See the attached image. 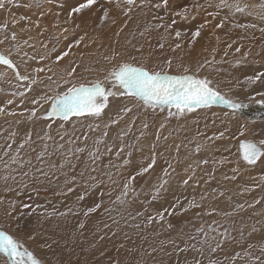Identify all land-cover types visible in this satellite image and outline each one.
Instances as JSON below:
<instances>
[{"label":"rangeland","instance_id":"374dc122","mask_svg":"<svg viewBox=\"0 0 264 264\" xmlns=\"http://www.w3.org/2000/svg\"><path fill=\"white\" fill-rule=\"evenodd\" d=\"M18 1H20V0H15V3L19 5L18 7L12 6V7H15L18 9L17 10L18 13L16 14V18L12 17V19H11V17L7 16V14L5 13L6 10H1L0 15H2V16L0 19V25H4L5 23H7L6 20H8L11 23H7L8 27H7L6 31L1 32L2 35H0V38L4 37V35L7 34L9 39L6 40L2 44V47L0 48V52H4L5 54H7L8 50L12 49L13 54H12L11 58L13 59V61L15 63H17L20 66L22 65L21 64V56L23 55V53L21 52L20 55H16L15 49L13 47V42L11 41V33L12 32H15L17 34V43H19L20 45L23 46V51H27L29 54H34V50L32 48L28 47V45L23 44L24 40H28L29 37H32V39L29 40V44L35 45V51L39 52L40 54H47L54 59L55 56L58 55L60 52L67 50L68 45L71 44L80 35H83L84 34L83 32L87 31L88 36L86 37L83 44H88L89 47H87V48H89V49L83 48L84 45H82V44L79 47H73L71 49L70 56L66 57L63 61H61L60 66L57 68V71L61 75H63V68L68 65L70 60L74 59L77 62H80L81 54H83V64H82L81 69L79 70L78 75L80 78H89V79L93 78L94 76L97 75V73L84 72L83 68L88 67V66H91L92 68H96V69L108 67V65L103 61L102 56L104 54L109 53L112 48L108 49L106 42H110V45L113 44V46H116L119 43L117 48H115L116 50L119 48V50H117V51H120L124 48H128L129 50H131V45L127 44V41L129 39L132 40L133 44H136L138 42L144 43L145 40L151 41L150 46L147 43L145 44V51H144L145 56H147L148 51L151 50L153 52L152 59L149 61V66H153V65L155 66L157 64L155 62L158 61V59L161 60V62H162V61L166 60L167 57H171L172 61H173L172 70L176 71L178 68L177 66H179L181 64V60H180L179 56L182 57L183 55H185L186 52L188 53L191 50V48L194 46L196 47V45L199 42V39L197 38L196 42L192 43L191 47H189V44L191 42V32L195 31L196 27H198L201 23L204 22L205 19H207L210 21V23L207 25V29L209 30V32L212 35L214 34L213 39H212L213 43L208 41V45L206 46V48H204V49L201 48L202 50L198 49L197 50L198 53L194 56V58L192 59V61L190 63L195 67L197 62L202 63L205 59H211L212 58V54H211L212 48H216V50L219 49L220 46L227 48V45L229 43H232L233 40H235L237 43L233 44V47L231 49L234 50L235 47H237L238 45L242 46L241 49H243V50H241V53L244 51H248L250 49V54H249L247 60L242 61V63L239 66H236L234 64L233 58L225 57L226 58V59L224 58L225 61H233V63H228V62L218 63V64H216V67L222 69V71H220L219 73L211 72L210 74L215 79V81L217 83H219L220 90L224 93H227L229 96H231V94H233V93L236 94V95L231 96V97L234 99H237L238 102H242V103L246 104V103H251L254 101L257 102L262 98L261 96L257 95V93L259 92V90H257V88L251 89L252 90V98H248L245 95H241V94L245 93V92H243V89L245 87L242 85H239V84H246V83L245 82L242 83L239 80H245L246 76L253 75L257 70H259V71L263 70L264 71V33H261L258 30L260 27H264V21L260 20L259 15H258L259 13L264 11V9H261L259 7L260 4L264 3V0H241V3L242 4H248L249 8L246 10V12L244 14H237L235 16V22L244 23V24L254 23L258 26L256 29H248L247 31H244L243 29H240V28H233L231 22L226 24L224 28L214 29V25L216 23H218L219 20L223 16L228 15V10L227 9L221 10L220 14L216 17V19H213L212 17L207 16L206 12L215 11L214 8H207V10H205L204 7H201L199 9H197V7H196L197 4L207 5L209 2L216 3V2H218V0H169V10L168 11H165L164 9H159V10L151 9L150 10L147 6L143 9L136 8L130 14L131 19L123 16L121 10L114 6L116 0H113V5L104 4V0H100V3L104 4L105 8H111L110 18L103 25L100 24V17L103 15V9L99 8V6L94 8L92 11H85L84 14L79 15V16H74L73 18L70 19L68 16V12H69L71 7L75 6L77 0H54V2L51 4L46 3L45 0H38V3L40 5L39 7L37 6V0H22L20 2H18ZM153 2H156V0H153ZM138 3H139V0H138ZM59 4H63V7L62 8L58 7ZM19 7H21V8H19ZM184 8L189 9V18L188 19H182L181 17H174L175 12L182 11ZM248 11H251L253 13V15H247ZM158 16H163L164 20H159V19L154 18V17H158ZM21 17H26V19L22 20V19H20ZM192 17H195V19H193ZM113 18L116 19V21H117V23L115 25H113L111 23V20ZM172 18H175L177 20V23H176V25L173 26L171 34L165 33L163 28L157 30L154 27V25H157L160 23L169 24V23H171ZM12 20H15L16 23L13 24ZM38 21H41V24H38L37 23ZM125 21H127V27H125L123 30L124 35H122L120 33V35H119L120 37L117 38L116 32L119 31V29L122 25H124ZM43 22H44V24H49V25H45L44 27H42ZM76 23H79L80 25H82L80 27V29L75 28ZM65 27H67L69 29V31L67 33L63 32V29ZM145 27H152V31L151 32H145V36L140 37L139 32L143 31L145 29ZM104 29H107V30H104ZM175 30H180L182 32L181 38H179V39L175 38V36H174ZM110 31H111V33H110ZM103 33H104V36H103ZM132 33H136L135 38H133ZM65 36H67V39H65ZM161 37H163L162 42L165 44V47L162 50L157 47L158 43L161 42ZM217 37L220 38L219 41H217V39H216ZM241 37H243V38H241ZM94 39L96 40V43H92V40H94ZM36 40L38 43H36ZM41 42H43V45H47V47L45 48L42 46L43 49L40 48ZM176 43H181L182 48L177 49L175 52H172V47H174V45ZM215 45H217V47H215ZM53 48L56 49L55 52L52 51ZM75 49L78 52H74ZM224 51L225 50H223V53H224ZM214 55H215V59L217 61H221V58L223 56L218 55V53H215ZM239 55H241V54L236 53V55H230V57H235V59H241V56H239ZM24 59H27V58L25 57ZM97 61H99V63H97ZM42 63L48 64V63H50V61H44ZM183 63H186V62L183 61ZM29 64H30L29 70H31L32 68H35L31 64H34L36 67L42 66V64H37L34 61H29L28 65ZM244 65H246V66L243 67L241 70H238L237 74L233 73V70L231 69V67L236 66L239 68V67L244 66ZM252 65L255 68H253ZM0 67L7 69L5 66H2V65H0ZM21 72H23V68H21ZM228 72L230 73V75L225 80V77L227 76ZM10 73L13 75L12 79H15L14 73L11 70H10ZM231 74L235 77L237 76L236 79L233 78ZM41 76H43V74ZM9 81H10V78H5L4 76L0 77V107H5L6 111H16L17 113L23 112L24 115L23 116H21V115H16V116L4 115V116H1V118H0V145L5 143L4 137H6L8 135V132L15 130L17 132V135L15 137L16 143L13 144V152L11 153V154H15V149L18 147L19 143L21 142V141H19L20 136L22 134H24L26 131L27 132L31 131L35 135L36 132H40L41 128H43L45 123H46L45 121H37L35 123H30L27 121L26 118L22 119V117H25L28 115V113L25 111V109H31L32 107H34V105L31 103V100L33 98H36L39 95L43 94L44 85L43 84L35 85L33 91L26 93V97H19V96L14 97L11 95V93L17 92V91H22V90H24V88H16L15 85H10ZM15 83H17V81ZM228 83L236 85V87L234 89L233 88L231 89L228 86ZM109 87H111V86L109 85ZM225 90H228L229 92H226ZM3 93H4L5 97H1V95ZM247 93H249V92H247ZM249 95H251V94L249 93ZM22 99L24 100L23 104H21ZM8 100H13V103L7 104ZM126 103H128V101L125 100L124 98L114 99L112 97H109V107L107 109H105V111H109V109H110V111H112V112L111 113H105V115H104L105 120L101 119L100 123L98 121V123L101 125L100 129H103L104 121L107 122L109 119L115 118L113 115H115L117 108L120 107L122 104H126ZM129 106H132V105L130 104ZM46 107H48V105H45V108ZM218 108H221L223 110H228V112H229L228 114L231 116L232 120L227 119L225 117L223 118L222 115H219V116H217L218 121L216 120L218 122V125H216V127H215V125H212V124H214V119L212 117V114L215 112L216 109H217L216 110L217 112L222 111L221 109L218 110ZM167 111L168 110L165 109L163 112H161L159 108H157L155 111H153L151 109H145L142 104H137V105H135V107H133V111L131 113L125 115L124 118L122 120H120L119 124L111 125L108 128V130H107L108 136L103 139V142H102L103 144L107 143L106 140L108 137H109L108 139H110V144L112 146L120 144V141L117 139V137L123 132V144H126V147H124V152L120 153V155L118 156L117 155L118 151H114L113 156L108 157V161H113L114 163H116L115 159L123 156V158H121V160H119V162L122 165V168L125 167L123 171H125L126 169H128V171H129V173L122 175L123 176V180H122L123 183L127 181V177L130 174L134 175L137 172V170L128 166V164L125 165L124 160L127 159L130 161L131 157L133 156V153H134V157H133L134 163L139 162L140 159L145 160V157L142 155V150L139 147V141L141 139L144 143V145L141 144V146L143 147V146L147 145L144 147V153H146L148 155V157L151 155V151H152L151 145L153 143H156V149H155L157 152L156 165L154 166V168L152 169L151 172L155 171V176L157 175L160 178V175H163V170L165 169V167L167 168L166 161L171 162L173 164V167L175 168V172H171V170H169L171 172L170 179L172 178V181L175 183H172L171 180H170V182L176 188V189L172 190V193L178 194L180 192V190H182V189H180V187H181L180 184L182 183L184 188H186L188 190V197H189L188 201L193 200L194 196L201 193V192L202 193H204V192L210 193L211 191L208 192V189L209 190H211L213 188L218 189V185H220V184H218V180H225L224 176L225 175L228 176V173L225 172L223 169H221V167L223 166V163H220V166H218L216 164V162H214L213 159L215 157L210 154V151L216 152V150H220L221 155H222L221 157L227 158V160H229V161H226V163L224 165L227 166L231 175H234V173L232 172L233 168L239 167L240 170H247V169H245V167H247V165L243 164L242 160L238 156L237 142L239 139H242V138L251 139L250 136H246V135L240 136L239 133H240L242 126L244 128H247L248 125H252V124L256 123L257 121H255V122L248 121L249 119L246 117L243 118V115L240 114L238 111H236L234 113L233 110L226 109L222 105H214L211 109H197V110L193 111L192 113H189L188 115H186L185 117H183L179 120H177L175 117L166 120L165 116L167 115ZM172 111H175V109L173 108ZM42 112H43V109H40V111L38 112V115H40ZM204 113L207 114V117L204 115ZM241 113H243V112H241ZM235 116L241 117L240 118L241 120L234 121L233 117H235ZM81 119L82 120L77 121V120H74V118H73V121L68 123V124H70V127H71L70 133L76 137L79 136L80 139L84 137V134H87V136L94 135L95 134L94 132L91 133V131H88V130L82 134L83 131L81 130V128L85 129L90 124V121L94 122V120L84 119V118H81ZM23 120H24V123L21 124V122H23ZM133 120L135 121L134 124H132L131 127H129L130 123ZM250 120H253V119H250ZM17 121H20V123H17ZM9 122H10V124H9ZM143 122H146L149 125V127L146 130L143 129V127H142ZM26 123L32 124L33 129L31 128V125H26ZM57 123H59V122H57ZM161 123H163L165 125L162 129L160 128ZM73 124H75V129H76L74 134L72 131ZM93 124L94 123H92V125ZM205 125H207V127H205ZM67 126L69 127V125H67ZM225 130H227V131H225ZM57 131H58L57 126H56V124H54L53 129L51 130V135L54 137L53 134H56ZM141 131H143L145 133L143 136L140 135ZM158 131H159L161 139L157 142L155 140V136H156ZM198 131L204 133L207 136H211L213 133L218 134L221 131H225V135L227 134L228 138L227 139L222 138V139L216 140L214 145H212V147L210 149L201 150L200 153H195V146H196L195 141L203 140L202 136H197ZM262 131L263 132L259 131L257 133L258 134V137L256 138L257 140L264 138V130H262ZM165 136L168 137L167 140L163 139ZM175 136H176V138H175ZM35 139L37 140L36 135H35ZM256 139H254V140H256ZM32 141H33V139H32ZM190 141H192V143H190ZM59 142L64 144V150H66L67 143H68L66 138L64 141L59 140ZM87 142H89V141H87ZM170 142L172 144L171 146H174L175 144H181V148H180L178 153L176 152L174 147H173L174 150L168 149V150L164 151L166 148L171 147V146L167 147V144ZM7 143H12V141H7ZM40 143H41V141L37 140L36 141V147H40L39 149H42V147L40 146ZM91 143H93V142L91 141ZM4 145H5L4 148L0 149V157H3V160H0V176L8 175L9 173H11V175L16 176V178L18 180L16 179L15 181H13L12 179H9V181L14 182V186L17 184H18V186H15L16 188L13 189L14 186H11V183L9 181H7L6 186L4 185L5 183L1 182L0 183V197L4 194H6L5 196L10 197V196L16 195L20 192L24 193L25 195L26 194L28 195L25 198H24L25 195L23 197H20V198H22V201L19 203L15 200V198H11V199H14L16 204H17V211L13 213V216L15 217L14 221L17 224H20L26 220L25 219L26 216L30 217V214H31V216L34 217L36 211H35V206H33L31 209H29L31 213L28 212V209H23L24 214L21 215L20 214L21 210L19 209V205L21 203L29 204L30 199L33 202L36 201L35 199H33V198H35V196L33 194H34L36 185H38L39 183H44L46 186L50 187L52 185V183L50 181L46 180L48 178V176H44L39 171H37L38 168L41 169V165L39 164V162L43 163V160L41 161V160L37 159L39 152H36L34 150L32 151L33 142L25 145V147L23 149H21L20 153H19V156L22 160H26V162L31 161V163L30 164H23V166L18 165V164H13L10 166V169L4 168L3 161L8 160V157L3 156V151L6 148V144H4ZM184 145H187V147H184ZM48 147H49V149H51V147H52L51 141H49ZM189 149H190V151H188ZM187 151L189 152V156H187L188 155ZM226 151H229V153L226 154ZM55 152H58V150H55ZM170 152H173V154L167 155ZM190 152H192V153H190ZM128 153H131V155L129 156ZM160 153H162V155ZM63 155H64V153H63ZM185 155L187 156V158ZM47 156H51L53 159V162H54V156L55 155L52 151H50V150L47 151L44 158ZM98 156H100V155L98 154ZM189 157H191V158H189ZM203 159H207L209 161V163L206 166L201 164L199 167H195L194 162L200 161ZM58 160H60V159H58ZM97 160H99V157ZM97 160H96V162H97ZM222 161H225V160L223 159ZM88 162H89V160H88ZM183 162H186V163L182 164ZM108 164H110V163L108 162ZM188 164H193V167L195 168V174L194 175L192 174L191 171H186ZM258 164L259 163L257 162L256 165L251 166V174L254 177L260 179L261 177H264V164H261V165H258ZM240 165H242V167ZM42 166H45V163H43ZM56 168L59 170L57 165H56ZM77 169H78V166H77ZM86 169H89V170L95 169V171H92L91 173L86 174L85 173ZM62 170H64V169H62ZM73 170L75 171V168ZM45 171H46V169H45ZM24 172H28L29 175L24 176L23 175ZM82 172H83V174H82ZM74 173H75L73 175V177L75 178L74 180L79 181L78 178L79 177L84 178V176L88 177V178L95 177V180H96L95 184H93L94 180L91 179L93 181L92 182L93 185H89L88 183H90V182L85 180V184L82 183L85 186H80V185L76 186L77 183L73 182L74 181L73 178H72V180H70L68 178V175H67L65 178H63L64 180L68 181V183H65L66 184V186L64 185L65 187H62L61 185H56V184L54 185V187L60 188V193H61V195H64V198L67 197L66 195H73L74 194V193H72V191L71 192L68 191V188L69 187L72 188V186H73V191L75 192L74 197H76L78 201H81V203H83V199H80V197L82 196L80 192L83 191L86 195V196L85 195L84 196L87 199V201H84L85 204H94V205L95 204H101L100 210L102 213V211L107 208V204L104 203L102 199H99V197L103 196V194L106 191L109 192L108 196H110L111 193H113V192H119V190H113L112 192H110L112 190L115 177H112L111 180L108 178L106 183H105L104 182L105 178L102 176L101 171H100L98 166L95 168L80 167V169L76 170ZM209 174H211L213 176V179H211L206 184L205 181L208 180ZM189 175H192V179L189 180L187 185H185L183 183V180L187 179ZM235 175H239V174L236 173ZM246 176L247 175H245V174L243 175V177H245V178H246ZM58 177H59V175H55V176L52 175L51 178L57 179ZM139 177H141V176H139ZM139 177L137 176L136 179ZM243 177H241V178H243ZM245 178H243L245 180V182L242 181L241 183L244 187H248L249 184ZM0 180H2V179H0ZM21 180L23 181V184L20 183ZM29 181H34L36 184L31 183V182L29 183ZM52 182L54 183V180ZM194 182H195V184H194ZM258 182L260 183L261 187L259 188L257 193H255L256 192L255 191L254 193H252V195H254V200H257L256 196L259 200H261V203L257 204V206L260 208V205L264 206V196H263L264 195L263 194L264 186L262 185V183H264V181H262V182L258 181ZM67 184H71V185H67ZM19 185H20V187H19ZM31 185L34 187H32ZM40 186H41V188H43V185H40ZM79 187H80V191H77V189ZM82 188L84 190H82ZM7 189H10V190H7ZM11 189H12V191H11ZM261 189H263V190H261ZM3 190L5 191V193L2 192ZM199 190H200V192H199ZM61 191H63V192H61ZM91 194H93L95 196L90 197ZM84 196H83V198H84ZM2 197H4V196H2ZM225 197H226L225 199L227 201L228 196L226 195V193H225ZM94 198H96V199L91 200ZM113 201H115V196H114ZM196 201L200 202L199 200H196ZM111 202H112V200H110V203ZM30 203H32V202H30ZM201 203H202L201 208H191L193 215L188 218V220H187L188 223H191L195 220L200 219L199 217H201V219L204 220L205 219L204 215L206 214L208 209L212 208V205H211V202L209 201V199H206ZM227 203L229 204L228 201H227ZM231 203H232V201H231ZM5 204H6L7 208H5ZM5 204H4L5 211L9 210L8 204H10V202L7 201V203H6V201H5ZM111 206H112V208L122 209L118 204H114L113 202H112ZM199 210H201V211L199 212ZM198 213H199V215H198ZM203 213H204V215H203ZM250 213H251V211L248 210L247 216L250 215ZM41 214L42 213H40L39 215H41ZM110 214H113V211ZM107 215L109 216V212L107 213ZM20 216H23V217H21V219H17L18 217L20 218ZM81 216H82V214L79 213V217H81ZM241 217L238 216L236 219L242 220ZM80 220H83V219H80ZM80 220H78L79 223H80ZM98 222L99 221H96V219L95 220L93 219V222L91 220V223L89 225H90V227H93V225L97 227ZM0 223H3V222L0 221ZM135 223H138V222L137 221H135L134 223L130 222V224H132V225ZM175 223H176V220H173V224H175ZM253 223L256 224L257 222H255L253 220ZM141 224H142V227L139 229H140V231L143 230V231H141V234H140V236H141L140 238H142V239L140 241H132L133 245L131 246L130 249H127L129 252H132V249L136 250L137 247H144V245H145V247H148L146 243H148L151 240L150 239L151 236L154 237L155 235L158 234L155 231H153V232L147 231L146 230L147 225H146V223H144V221H142ZM218 225H221V224L219 223ZM99 226H101V225L99 224ZM205 226H206L205 228L208 227V225H205ZM216 226L213 225V227H216ZM15 227H17V226H15ZM18 227H20V226H18ZM115 227H117V225ZM172 227H174V225ZM253 227H255V225H253ZM197 229H198V227H189V228H187V230L185 232H183V234L185 235V237L187 235H192V233L196 232ZM221 229H223V228H220V230ZM142 232H144V233H142ZM166 233L169 235L170 234L173 235V236H169V237L167 236L168 240L169 239H176L174 234L171 233V230H168ZM130 237H133V235H131ZM250 237L254 240L255 244L261 243L260 237H253V236H250ZM104 238H106V244L108 245V247L113 249L114 252H116L118 246L123 244L122 242L119 241V244L117 245L116 243H111L110 239L108 237H103V240H104ZM199 238L203 239V236H200ZM141 241H143V242H142V244H140L141 246H139L138 244ZM221 241H222V239H221ZM81 243H83V242H81ZM209 243H211V244L214 243L213 245H215L216 241L210 240ZM242 244L245 245L246 243L242 241L236 247V245H234L233 243L227 244V243L223 242L215 253H210L207 248L205 249V255L203 257H200L196 253L198 255L197 259H201L203 261V264H208L209 259L224 261L225 257H231L232 255H234L236 253L237 249L244 250V248H243L244 245H242ZM168 246L169 247H167L164 250V252H162L163 253L162 256L165 255V252H171L172 251V246L169 244H168ZM181 246H183V245H181ZM105 248H107V247L104 244L101 245L98 248L96 254L98 256H101V253H103V250ZM149 248H152V247H149ZM245 249H247V248H245ZM189 253L192 254L194 252L189 251L188 253H180L178 256L176 254H173L171 256V259H170L171 264H176L177 260L180 261V264H183L184 260L187 259V255ZM141 255H142V253L139 250H136L135 256H133L131 258L128 256H125V255L124 256L128 257V262H131V261H133L132 259H134V258L136 259L139 256L141 257ZM221 255L224 256V258L217 259ZM156 256H155V258H159L158 256L157 257ZM5 259L6 258H4L2 255H0V264H5ZM78 264H81V262H79ZM123 264H133V263H127V261H126ZM238 264H244V261H238Z\"/></svg>","mask_w":264,"mask_h":264},{"label":"snow or ice","instance_id":"6c2138e0","mask_svg":"<svg viewBox=\"0 0 264 264\" xmlns=\"http://www.w3.org/2000/svg\"><path fill=\"white\" fill-rule=\"evenodd\" d=\"M45 2L51 4L54 2V0H45ZM104 4L113 5V0H104ZM104 4H101L100 0H77L75 6L70 8L68 16L71 19L74 16L82 15L85 11H92L94 8L99 6V8L103 9V15L100 17V24L103 25L107 20H109L111 13V8H105ZM9 5L17 7L19 6L15 3V0H0V10H7ZM37 6H40L38 0ZM114 6L121 10L123 16L131 19L130 14L136 8L143 9L147 6L150 10L164 9L165 11H168L169 0H156V2H153V0H139V3L138 0H116ZM58 7L62 8L63 4H59ZM196 7L197 9L204 7L205 10H207V8H214L215 11L206 12L207 16H210L213 19H216L221 10H228V15L223 16L219 22L214 25V29L224 28L229 22H231L233 28H240L244 31H247L248 29H256L258 27L254 23L244 24L235 22V16L237 14H244L249 8V5L242 4L241 0H218L216 3L209 2L207 5L197 4ZM259 7L264 9V3L260 4ZM247 15H253V13L248 11ZM258 15L259 19L264 21V11ZM174 17L188 19L189 9L184 8L182 11L175 12ZM154 18L164 20L163 16ZM192 18L195 19V17ZM20 19L23 20L26 19V17H21ZM15 22L16 21L13 20V24H15ZM111 23L115 25L117 23L116 19L113 18ZM176 23L177 20L172 18L171 23H160L154 25V27L157 30L163 28L165 33L171 34L173 26L176 25ZM209 23L210 21L205 19L203 23L196 27L195 31L191 32V42L189 47H191L192 43L196 42L197 38L201 37L202 31ZM7 27V23L0 25V32H5ZM80 27L81 25L79 23L75 24L76 29H79ZM125 27H127V21H125L124 25H122L119 31L116 32L117 37H119L120 33L123 32ZM258 30L261 33H264V27H260ZM68 31L69 29L67 27L63 29L64 33H67ZM151 31L152 27H145L143 31L139 32V36L144 37L145 32ZM87 36L88 33L85 31L83 35H80L68 45L67 50L60 52L53 59L47 54H40L39 52L35 51V45L29 44V40H31L32 37H29L28 40H24L23 44L32 48L34 50V54L30 55L27 51H23V46L17 43V34L12 32L11 41L13 42L16 55H20L21 52L23 53L21 56V64L24 66L23 72H21L20 65L15 63L11 58L13 54L12 49H9L7 54L0 52V65L11 70L14 73L16 81L26 82L25 84L17 83L16 87L24 88V90L11 93L12 96L26 97V93L33 91L35 85H44L43 94L31 100V103L34 105V107L31 109H25V111L28 113L26 117L28 122H46L44 127L41 128L40 132L35 133L37 140L42 142V149L37 156L38 160L42 161L47 152V141L52 140L55 142V138L51 135V129L54 124H56L58 129L56 135L59 136L60 141H64L65 137L69 135L67 129L65 128L66 124L72 122L73 118H75L77 121H79L81 118L92 120H98L102 118L105 115V109L109 107V97L114 99L124 98L128 101V103L122 104L120 107H118L115 113V118L109 119L104 123L101 136L94 141L96 145L101 144L103 139L108 136V128L111 125L119 124L120 120H122L125 115L131 113L133 111V107H135L137 104H142L145 109H151L153 111H155L157 108H159L161 112L167 109V115L165 116L166 120L173 117L179 120L197 109H211L214 105H222L226 109L233 110L234 113L247 107L246 104L238 102L237 99H234L227 93L222 92L220 90L219 83H217L211 76V72L219 73L222 71V69L216 67V64L221 62L233 63V61L224 60V58L228 57L229 55L227 50L224 51L221 61H217L214 55L217 51L216 48L211 49V59H205L202 63L197 62L195 67L191 63H183L184 58L180 57L182 62L178 66L177 70L173 71V61L171 57H168L162 62H157L155 66H149V61L152 59L153 52L150 50L148 51L147 56H145L144 51L146 43L149 46L151 45L150 40H145L144 43L138 42L133 44L132 40L129 39L127 44L131 45V50L124 48L120 51H117L115 48H112L109 53L102 56L103 61L108 65V67L96 69L88 66L83 68L84 72L97 73V75L93 78H80L78 75L83 64V54H81L80 62H77L74 59L70 60L68 65L63 68V75H61L57 71V68L60 66V62L66 57L70 56V52L73 47H79L81 44H83ZM132 36L135 38L136 33H132ZM174 36L176 39H179L182 36V32L180 30H175ZM8 39V35L5 34L3 39H0V44H3ZM65 39H67V36H65ZM216 39L219 41L220 38L217 37ZM162 41L163 37H161V42H159L157 45V47L161 50L165 47V44ZM92 43H96V40H92ZM236 43L237 42L233 40L232 43L227 45V48L231 49L233 44ZM43 47L46 48L47 45H43ZM84 47L87 48L89 45L84 44ZM241 47L242 46H237L234 49L235 53L241 54V59H234V64L236 66H239L242 61H246L250 54V49L241 53ZM181 48L182 44L176 43L174 47H172V51L175 52L177 49ZM52 51L55 52L56 49L53 48ZM25 57L27 59H24ZM29 61L42 64V66L29 70ZM44 61H50V63L43 64L42 62ZM97 63H99V61H97ZM41 74H43V76H41ZM4 75H6V73H0V77ZM257 82H260V84L264 85V71L257 70L253 75L245 77L246 84L254 85ZM109 85L111 87H109ZM257 95L262 97L257 102L264 104V92H258ZM12 103L13 100L7 101V104ZM23 103L24 100L22 99L21 104ZM130 104L132 106H129ZM45 105H48V107L45 108ZM173 108L175 111H172ZM40 109H43V112L38 115ZM4 115L23 116L24 113L6 111L5 107H0V116ZM225 115H227V113H225ZM134 122L135 121L133 120L129 127H131ZM17 123H20V121H17ZM164 126L165 125L163 123L160 124L161 129ZM142 127L146 130L149 125L146 122H143ZM205 127H207V125H205ZM88 128L89 131L100 130L101 125L99 123L95 124L94 126L89 124ZM75 130V124H73V134L75 133ZM225 131H221L218 134L213 133L211 136H207L204 133L198 131L197 136H202L203 140L195 141V153H200L201 150L210 149L216 140L225 138ZM246 131L247 129L242 126L239 133L240 136H244ZM144 134L145 133L141 131L140 135L143 136ZM16 135L17 132L12 130L8 132L6 137H4L6 148L3 151V156L8 157V160L3 161L5 169H10V166L13 164L23 166L25 161H23L19 156L20 150L23 149L25 145L33 142V133L31 131L26 132L24 139L15 149V154H11L13 152V144L16 143ZM83 138L84 141H87V134H84ZM117 139L120 141V144L117 145L119 149L117 155L119 156L120 153L124 152L123 132L117 137ZM160 139L161 137L158 131L155 136V140L158 142ZM163 139L167 140L168 137L165 136ZM78 140H80L79 136L75 137V140L69 139L67 142L68 144H74ZM7 141H12V143H7ZM190 143H192V141H190ZM3 147L4 146L0 145V148ZM57 147L64 148V144H58ZM173 147L178 153L181 148V144H175ZM184 147H187V145H184ZM151 149V155L145 158V163L139 167V170L134 175L130 174L127 177V181L122 185L120 194L116 197L115 201H113L114 204H118L123 208V212L119 211L118 209H105V211L109 213L114 210L117 212L119 219L110 217V219H112V223L117 226H119L121 220H123L125 226H132L137 229L142 227L141 223L129 225L130 220L136 221L137 218L141 217L143 214L136 212L135 215H133L128 207V197L129 193L134 191V189L131 187V183L135 181L136 177L143 176L156 165V143L151 145ZM108 150L110 151L111 149L109 148ZM237 150L240 153V159L245 165L254 166L257 164V162L264 164V138L258 140L247 138L242 139L238 144ZM84 151H86V147L78 146L75 149L76 153H81ZM98 152V147L95 151H88V156L91 158L93 163H95V161L98 159ZM71 154L72 150L68 149L67 153L64 155L65 162H70L69 157ZM160 154L162 155V153ZM128 155L130 156L131 153H128ZM0 160H3V157H0ZM224 162L225 161H220V163ZM26 163L30 164L31 161H27ZM129 163V160H124L125 165ZM166 163L167 168L163 170V177L159 180L155 188L157 194L161 189L164 188L165 185L168 184V177L171 175V172H175L173 164L168 161H166ZM194 163L195 167H199L201 164L207 165L209 161L207 159H203L200 161H195ZM169 170H171V172ZM37 171L41 172V174L44 176L48 175V173L44 172L43 169L38 168ZM92 171H95V169H92ZM186 171H191L194 175L195 168L193 167V164H188ZM239 171V167L233 168L232 172L234 175L231 177L225 175L224 179L236 180L237 176L235 174ZM23 175L27 176L29 173L24 172ZM0 179H2L5 184H7L9 179L15 181L17 178L16 176H13L11 173H9L8 175L0 176ZM74 179L75 178L73 177V180ZM90 179L95 180V177H90ZM109 179L111 180L112 177L109 176ZM191 179L192 175H189L187 179L183 180V183L187 185ZM211 179H213V176L209 174L208 180H206L205 183L207 184ZM261 179L264 180V177H261ZM20 183L23 184V181L21 180ZM66 183H68V181H66ZM257 187H259V185H257ZM72 190L73 189L71 187L68 188L69 192ZM243 191L248 192L250 189L245 187ZM224 196V191H218L216 188H213L211 189L210 193L206 192L201 194L200 202H197L195 198L189 201L188 208H201V202L204 200H217L218 197ZM80 199H83V196H81ZM227 201L229 204H231L232 197L228 196ZM260 203L261 200L257 199L251 203H248L247 207L252 208ZM37 207L40 206L37 205ZM100 207L101 204H95L93 207L87 209L85 215L95 212ZM181 207L183 211H188V208H183V206ZM31 208L32 206L30 204L21 203L19 205V209L21 210L20 214H24L23 209ZM243 209H245V204L236 203L231 211L220 212L218 208L213 207L210 208L206 214L211 216L213 213H216L217 215H222L223 217L227 218L237 210ZM16 211V202H10L9 210L4 212V217L6 219H4L3 223H0V255L6 258L5 264H51L50 261L38 258L33 251L29 250V248L26 247L20 239L11 233V223L15 219L13 213ZM124 213H127V215L125 216ZM165 213L168 215L174 214V212H170L168 209H163L162 211L157 212L155 216L148 215L144 223L151 225L152 223L156 222V217H159V220L163 221L165 218ZM60 215H65V213H61ZM213 225L217 226L213 227ZM80 227L82 228L83 224H81ZM104 227L110 228L111 226L105 224ZM169 227H171V225H169ZM227 235V229L220 231L218 222L213 220L211 224L208 225L207 230L205 227L198 228L196 230V235H187L185 237L184 234H181L177 237V239H169L166 242L160 241L161 247L159 249L152 247L151 251L143 252L141 258L139 260H135L134 264H149L148 260L143 259L144 255H147L151 258V264H165L163 260L158 261L155 258V253L158 251L164 252L165 244L172 246L171 252H165V255L169 257H171L173 254L178 256L180 253H188L189 251L195 252L200 257H203L205 255L206 248L210 253H215L220 247L218 237L224 238L227 237ZM200 236H203V239H200ZM100 238L103 239V237ZM29 239H35V237L30 236ZM210 240L216 241L214 246L213 244L209 243ZM48 247H51V245H48ZM245 258L247 259L245 260ZM225 260L227 261V264H238V261H244V264H264V244H248L247 249H244L242 252H236L231 257H225ZM57 264H61V262L58 261ZM111 264H122V261L115 260L111 262ZM176 264H180V261L177 260ZM183 264H203V261L194 257L191 261L185 259ZM208 264H224V261L209 259Z\"/></svg>","mask_w":264,"mask_h":264},{"label":"crops","instance_id":"0c3cea01","mask_svg":"<svg viewBox=\"0 0 264 264\" xmlns=\"http://www.w3.org/2000/svg\"><path fill=\"white\" fill-rule=\"evenodd\" d=\"M45 25H49V24H44V22H43L42 27H44ZM36 43H38L37 40H36ZM42 46H43V42H41L40 48H42ZM31 65L36 67L34 64H31ZM29 66H30V64L28 65V67ZM15 82H16L15 79L10 78L9 84L15 85V87H16L17 83H21V84L26 83V82H18V81H17V83H15ZM1 97H5V95L2 94ZM111 112L112 111H110V109H109V111H105V113H111ZM113 116L115 117V115H113ZM26 117L27 116H25L24 118H26ZM101 119L105 120V117L103 116L99 120H94V122L90 121V124L92 125V123H94L93 124V126H94L95 124L98 123V121L100 123ZM22 123H24V120H23V122H21V124ZM26 125H31V128H32V124L26 123ZM67 125H69V127ZM65 128H67V131L69 134L68 136L65 137L66 140L67 141L69 139L74 140L76 136H74L70 133V129H71L70 124H66ZM52 129H53V127H52ZM81 130L83 131L82 132V134H83L87 130L89 131V128L87 126L85 129L81 128ZM102 130L103 129L91 131V133L94 132L95 134L92 136L91 135L88 136L87 141H89V142L84 141V138H81L80 140L76 141L74 144H68L67 143L66 150H64V148L62 150V148L57 147L58 144H62L59 141L54 142V141L50 140L52 142V147H51V149H49V147H48L47 151L50 150L54 153V155H55L54 156V162H53V159L51 156H47V157L43 158V163H45V166H42L43 163L39 162V164L41 165V169H43L44 172L48 173V175H47L48 178L46 180L50 181L52 183V185L50 187L46 186L44 183H39L38 185H36V189H35L34 194H33L35 196V198H33V199H35L37 201V202L34 201V203H35L34 206H35V211H36L34 217L31 216V214H30V217L26 216V218H25V219H27V222L24 221L23 224L22 223L16 224L17 227L18 226L23 227V228H21L22 232H25L26 235L24 238H22V237L18 236L15 231H14V233H15V236L18 239H20L25 244V246L29 248V250L33 251L37 255L38 258H40L42 260L50 261L51 264H57L58 261L61 262V264H78L79 262H81V264H94V263L95 264H109V263L111 264V262L117 260L116 256H115L116 254L114 253L113 249L108 247V245L106 244V238H104V240L103 239L100 240L97 245H92V246L81 243L80 241H76V242L74 241L75 240V231H76V229H79V226L81 224L79 223L78 219H76V217H75V219H73V218H70L68 216V215H70V214H68V211L72 210L70 207H67L66 209H64V211L62 210V208L66 207V206H70V205H74V207L76 206V203L78 200L76 197H74L75 192L72 190V193H74V194L73 195H66L67 196L66 198H64V195H61L60 192L53 193L55 184L61 185L62 187H65L66 181L63 178H65L68 175V178L70 180H72L73 175L75 174L74 172L76 170H79L80 167L95 168L98 166L100 171H101L102 176L105 178V181H104L105 183H106L107 179L109 178V176L115 177L113 187H112V190L110 192H112L113 190H119V192H113V193H111L110 196H108L109 192L106 191L103 194L104 197L103 196L99 197V199H102L103 202L107 204L106 209L112 208L111 204L114 200V196L115 195L118 196L122 190V185H123V181H122L123 176L122 175L129 173V171H128V169L123 171L125 167L122 168V165L119 162V160H121V158H123V156L115 159L116 163H114L113 161H108V157L109 156L112 157L114 151H119L117 145L112 146L110 144V139H108L109 137L107 138V140H106L107 143H105V144L101 143L99 145H96L94 143V141L101 136ZM25 133L20 136L19 141L23 140V138L25 137ZM176 136H175V138H176ZM32 139H33L32 148L35 149L34 151L40 152L41 151V149H39L40 147H36V141L37 140L35 139L34 134L32 135ZM91 141L93 143H91ZM4 144H6V142ZM4 144H1V145L5 146ZM47 144L49 146V141H47ZM123 145H124V147H126V144H123ZM78 146L79 147H86V151L81 152V153H76L75 149ZM97 147L99 148V152L97 153V155L99 154L100 156H98L99 160H97V162L95 161V163H93L91 158L88 156V151H95ZM109 147L111 149L110 151L108 150ZM0 149H2V148H0ZM33 149H32V151H33ZM68 149L72 150V154L69 157L70 162H65L64 155L67 153ZM55 150H58V152H55ZM62 151H63L64 155H63ZM77 157H79V158H77ZM133 157H134V153H133V156L131 157V160H130V163L128 164V166H130L133 169L138 171L139 167L143 164L144 160L140 159L139 162L134 163ZM58 159H60V160H58ZM88 160H89V162H88ZM23 161H25L24 164H28V163H26V160H23ZM108 162L110 164H108ZM242 163H243V161H242ZM56 165L59 168V170L56 168ZM73 166H75V167H73ZM77 166H78V169H77ZM240 166L242 167V165H240ZM74 168H75V171L73 170ZM45 169H46V171H45ZM62 169H64V170H62ZM245 169H247L249 171L251 169V166H247V167H245ZM151 171H152V169H150L149 172L145 173L143 176H141V177L138 176L139 178L135 179V181H133L131 183V187L134 189V191L129 193V197H128L129 210L133 213V215L136 212H140L143 214L141 217H138L136 220L139 223H141L142 221H145V219L148 215H153V213H154L153 216H155L157 212L162 211L163 209H168L170 212H174V214L168 215L167 213H165V218L163 221L159 220V217H156V222H154L155 224L154 223H152L151 225L146 224L147 228H149L152 232L153 231L157 232L158 234L155 235L154 237L151 236V238H150L151 240L148 243H146L148 247H145V245H144L145 248L144 247H138V250L141 253H143L145 251H151V248H149V247H156L159 249L161 247L160 241L166 242L168 240L169 236H173L171 234L169 235L166 233L168 230H173V231L175 230L176 232L178 230V232H180V231H183V229H186L189 227H198V228L206 227L205 225L211 224V222L213 220L217 221L218 224L219 223L221 224L219 226H220V228H223V229H221L220 231L227 229L228 235H227V237H224L222 239V241L224 243L232 244L233 242H235L236 237H238V238H241V240L246 243L243 246L244 249L247 248L248 244H255L254 240L248 235V233L252 234V231H254L258 235H260V232H264V222H263L264 221V206L260 205V208L259 207L248 208L247 207L248 202L242 203L241 201H243L245 199L241 196H239L238 198L232 199V203L231 204L227 203V205L229 206V208L231 210L235 206L236 203H242V204H245V209L237 210L236 213H233L231 216H229L227 218L223 217L222 215H217L216 213L212 214L211 216H209L207 214L204 215V213H203L204 218H205L204 220L201 219V217H199L200 219L195 220L191 223H188L187 222L188 218L193 215L191 208H188L189 197H188V192H185L188 190L186 188H184V186L181 183L180 189H182L183 191L180 190V192L178 194L172 193V190L176 189V188L173 186V184H171V182L172 183H175V182H173L172 178L170 179L171 176H169L168 177V181H169L168 184L165 185L164 188L161 189L159 191V193L157 194L155 191V188H156V185L158 184L159 180L163 177V175H160V178H159L157 175L155 176V171L154 172H151ZM91 172H92V170H89V169H86V171H85L86 174L91 173ZM82 174H83V172H82ZM52 175H54V176L59 175V177L57 179L56 178L52 179L51 178ZM82 178L83 177H79L78 178L79 181H76V180L73 181V182L77 183L76 186H79V185L85 186L84 185L85 180ZM53 180H54V183L52 182ZM170 180H171V182H170ZM82 183H84V184H82ZM64 184H65V186H64ZM248 184H250V182H248ZM40 185H43V188H41ZM67 185H71V184H67ZM262 185L264 186V183H262ZM72 189H73V186H72ZM56 190H59V188L56 187ZM261 190H263V189H261ZM40 191H41V193H40ZM61 192H63V191H61ZM80 193L82 196L85 195V193H83V191H81ZM202 194H204V193H202ZM263 194H264V190H263ZM85 196L83 198V202L87 201ZM94 196L95 195H93V194L90 195V197H94ZM200 196H201V193L195 195L194 198L196 200L200 201ZM153 197H155V198H153ZM224 198H226V197L224 196ZM95 199L96 198L91 199V200H95ZM110 200H112L111 203H110ZM29 202H33V201L30 199ZM79 202H81V201H79ZM177 202H179V203H177ZM251 202L252 201H250L249 203H251ZM37 205H39L40 207H37ZM211 205H212V208L213 207L218 208V206L214 202H213V204L211 203ZM92 206H94V204H86L84 206V210H80V213L81 214L83 213V215H84L85 212H83V211H87V209L92 207ZM181 206H183V208H188V211H183ZM112 209H118V208H112ZM118 210L123 212V208L118 209ZM219 210L221 212V209H219ZM248 210H250L251 213H250V215L247 216ZM200 211L201 210H199V212ZM40 213H42V214L39 215ZM61 213H65V215H60ZM107 213H108L107 211L103 210L101 213L102 218L100 217V220L98 222V226L100 224L101 225L100 228L102 229V231H105L106 233L108 232L109 229L116 226L115 224L112 223V219H111V222H108L107 218L115 217L116 219H119V216H117V212L115 210L113 211L112 215L108 216ZM125 214H127V213H124V215ZM238 216H240V217L242 216L241 217L242 220H237L236 218ZM173 220H176L175 224H173ZM253 220L257 223L254 224ZM129 222L134 223L135 221L130 220ZM105 224H108V225L111 224L110 225L111 228H109V229L105 228L104 227ZM120 224H124L123 220H121ZM169 225H171V227H169ZM173 225H174V227H172ZM253 225H255V227H253ZM98 226H97V228H99ZM205 229L207 230V228H205ZM241 231H242V233H241ZM30 236H34L35 239H29ZM142 242L143 241L139 242L138 245L141 246L140 244H142ZM103 244L107 248H105L103 250V253H101V256H98L96 254L97 250ZM260 244H264V233L262 234ZM48 245H51V247H48ZM256 245H259V244H256ZM167 247H169L168 244H165L164 250ZM162 254L163 253L160 251L155 253V256L157 255L159 257L156 259L158 261L163 260L165 262V264H171V262H170L171 257H169L167 255L162 256ZM126 258H125V256H123V257H121L122 260L121 259H119V260L122 261V264L125 263L126 261H127V263H133L134 264V261L139 260L141 257L139 256L136 259L134 258V259H132L133 261H131V262H128V257H126ZM222 258H224V256L221 255L217 259H222ZM143 259L148 260L149 264H151V258L148 257L147 255H144ZM110 260H112V261H110ZM224 264H227L226 260H224Z\"/></svg>","mask_w":264,"mask_h":264},{"label":"bare ground","instance_id":"6f19581e","mask_svg":"<svg viewBox=\"0 0 264 264\" xmlns=\"http://www.w3.org/2000/svg\"><path fill=\"white\" fill-rule=\"evenodd\" d=\"M20 1H22V0H20ZM20 1H18V2H20ZM13 5H9L8 6V9L5 11V13L7 14V16H9V17H11V19H12V17H15L16 18V14L18 13V9L17 8H15V7H12ZM52 6V5H51ZM53 7V6H52ZM19 8H21V7H19ZM23 9V8H22ZM0 13H1V10H0ZM3 14V13H2ZM84 14V13H83ZM1 16L2 15H0V19H1ZM66 16V15H65ZM81 17V16H80ZM73 18V17H72ZM13 21V20H12ZM6 22L7 23H11V22H9L8 20H6ZM16 23V22H15ZM38 24H41V21H38L37 22ZM10 25V24H9ZM260 25V24H259ZM82 26V25H81ZM109 26V25H108ZM106 27V26H105ZM85 28V27H84ZM107 28V27H106ZM80 29V28H79ZM14 30V29H13ZM104 30H107V29H104ZM109 31V30H108ZM80 32V31H79ZM84 33V32H83ZM82 33V34H83ZM110 33H111V31H110ZM121 34L122 35H124V33L123 32H121ZM0 35H2L1 34V32H0ZM214 35V34H213ZM213 35L209 32V30L207 29V26H206V28L202 31V34H201V37H199L198 39H199V42H198V44L196 45V47L194 46V47H192L191 48V50L187 53H185V55H183L182 57L184 58V62H186V63H190L191 61H192V59L194 58V56L198 53L197 52V50L199 49V50H202V49H204V48H206V46L208 45V41H210L211 43H213ZM103 36H104V33H103ZM155 36V35H154ZM120 37V36H119ZM118 38V37H117ZM0 39H3V37L2 38H0ZM109 41V40H108ZM89 43V42H88ZM106 44H107V48L108 49H111V48H117V46L119 45V43L116 45V46H113V44L112 45H110V42H106ZM82 45H84V44H82ZM238 46H240V45H238ZM2 47V44H0V48ZM83 47V46H82ZM198 47V48H197ZM215 47H217V45H215ZM83 48H86V47H83ZM82 48V49H83ZM202 48V49H201ZM245 48V47H244ZM86 49H89V48H86ZM85 50V49H84ZM117 50H119V48L117 49ZM223 50H227L228 51V53H229V55H228V58H233V59H235V57H230V55H236V53H235V51L233 50V49H227V48H224V47H222V46H220V48L219 49H217V52L216 53H218V55H220V56H223ZM241 50H243V49H241ZM246 50V49H245ZM74 52H78V51H76V49L74 50ZM73 52V53H74ZM173 52V51H172ZM171 52V53H172ZM164 53V52H163ZM167 53V52H166ZM72 54V53H71ZM86 56V55H85ZM239 56H241V55H239ZM181 56H179V58H180ZM168 58V57H167ZM226 59V58H225ZM161 62V60H159L158 59V61H156L155 63H157V62ZM182 62V61H181ZM154 64V63H153ZM154 66V65H153ZM177 66V65H176ZM246 65H244V66H241V67H231V69L233 70V73L234 74H237L238 73V70H241L243 67H245ZM253 66V65H252ZM21 68H23L24 66L23 65H21L20 66ZM178 67V66H177ZM253 68H255L254 66H253ZM263 71V70H262ZM0 73H6V75H4V77L5 78H12V74L10 73V70H8V69H5V68H1L0 67ZM42 75V74H41ZM230 75V73L228 72L227 73V76L225 77V80L227 79V77ZM232 75V74H231ZM232 77L233 78H235L236 79V77L235 76H233L232 75ZM238 80V79H237ZM235 81V80H234ZM239 81H241L242 83L243 82H245V80H239ZM237 84V83H236ZM239 85H242V86H244L245 88L243 89V92H245L244 94H241V95H245L246 97H248V98H252V88H257V90H259V92H264V86L262 85V84H260V82H257L256 84H254V85H249V84H239ZM228 86L232 89H234L235 87H236V85H233V84H229L228 83ZM241 89V88H240ZM226 92H229L228 90H225ZM237 92V91H236ZM247 92H249L251 95H249V93H247ZM4 94V93H3ZM234 95H236V94H231V96H234ZM238 95V94H237ZM240 95V96H241ZM254 98V97H253ZM260 98V97H259ZM246 105H247V107H245V108H243L242 110H239L238 112L240 113V114H242L243 115V118H245V116H246V118H248L247 117V115L248 116H251V117H254V118H252L253 120H250V118H248L249 120L248 121H252V122H255V121H257L256 123H254V124H252V125H248L247 126V131L245 132V135L246 136H250L251 137V139L252 140H254V139H256L257 137H258V132L260 131V132H263L262 130H264V118H262L260 115L261 114H263L264 113V104H260V103H258V102H256V101H254V102H251V103H246ZM219 109H221V108H218V110ZM217 110V109H216ZM215 110V112L212 114V117H213V119H214V124H212V125H215V127H216V125H218V120H217V116H219V115H222L223 116V118L225 117V118H227V119H231V116L228 114L229 112H228V110H223V109H221L222 111H220V112H217ZM241 112H243V113H241ZM203 113V112H202ZM225 113H227V115H225ZM204 115L207 117V114L206 113H204ZM229 115V116H228ZM0 118H1V116H0ZM20 118V117H19ZM221 118V117H220ZM222 118V119H223ZM241 117H239V116H235V117H233V120L234 121H238V120H241L240 119ZM22 119H25L24 117H22ZM226 119V120H227ZM74 120H76L75 118H74ZM80 120H82V119H80ZM217 120V121H216ZM232 120V119H231ZM244 120V119H243ZM233 122V121H232ZM104 123H105V121H104ZM227 123V122H226ZM235 123V122H234ZM251 123V122H250ZM220 125V124H219ZM229 134V133H228ZM54 135V138H55V141H59L60 139H59V136H57L56 134H53ZM228 138V136H227V134L225 135V139H227ZM24 139V138H23ZM257 140V139H256ZM145 142V141H144ZM141 144H143L144 145V143H143V141H142V139L139 141V147H140V149L142 150V155L145 157V158H147L148 157V155L146 154V153H144V147L145 146H147V145H145V146H141ZM172 144H171V142L170 143H168L167 144V147H169V146H171ZM40 146L42 147V142L40 143ZM168 149H172V150H174L173 149V146H171V147H169V148H166L164 151H166V150H168ZM63 150V149H62ZM188 151H190V149L188 150ZM187 151V152H188ZM63 152V151H62ZM190 153H192V152H190ZM229 153V151H226V154H228ZM173 154V152H170V153H168L167 155H172ZM187 154V153H186ZM210 154L212 155V156H214L215 158L213 159L214 160V162H216V164L218 165V166H220V161H222L223 159L225 160V162L223 163V166L221 167V169H223L225 172H227L228 173V176L229 177H231L232 175L230 174V171L228 170V168H227V166L226 165H224L225 163H226V161H229V160H227V158H224V157H221L222 155H221V151L220 150H216V152H214V151H210ZM192 155V154H191ZM231 155V154H230ZM186 156V155H185ZM187 156H189V152H188V155ZM187 156H186V158H187ZM169 158V157H168ZM189 158H191V157H189ZM194 159V158H193ZM142 160H144V159H142ZM145 163V160L143 161V164ZM186 162H183L182 164H185ZM259 163V162H258ZM258 165H261V163H259ZM204 166H206V165H204ZM237 174H239V175H236L237 176V178H236V180H218V184H220V185H218V191H224L225 193H226V195L227 196H231L232 197V199L233 198H238L239 196H241V197H243L245 200H243V201H241L242 203H244V202H250V201H252L253 202V200H254V195H252V193H254L255 191V193H257L258 192V190H259V188L261 187L260 186V183L258 182V181H264V180H262L261 178L260 179H258V178H256V177H254L252 174H251V169L249 170V171H245V170H240ZM247 175L246 176V178L245 177H243V175ZM241 177H243V178H245L246 179V181H248V182H250V184H249V186L247 187V188H249L250 189V191H248V192H244L243 191V189L245 188L243 185H242V181H244L245 182V180L243 179V178H241ZM84 180H87L88 182H90V183H88L89 185H93V184H95V181L96 180H94V183L92 184V180L90 179V178H88V177H84L83 178ZM18 180V179H17ZM9 181V180H8ZM66 181V180H65ZM1 182H3V183H5L3 180H0V183ZM10 182V181H9ZM18 182V181H17ZM34 183V184H36L34 181H29V183ZM193 182V181H192ZM11 183V186H14V182H10ZM9 183V184H10ZM66 183V182H65ZM194 184H195V182H194ZM5 186H6V184H4ZM3 185V186H4ZM27 185V184H26ZM65 185V184H64ZM257 185H259V187H257ZM4 186V187H5ZM15 186H18V184L17 185H15ZM14 186V188L13 189H15L16 187ZM32 186V185H31ZM3 187V188H4ZM19 187H20V185H19ZM18 187V188H19ZM32 187H34V186H32ZM197 187V186H196ZM11 188V187H10ZM59 188V187H58ZM34 189V188H33ZM36 189V188H35ZM208 189V188H207ZM56 187H54V191H53V193H57V192H60V188H59V190H56ZM82 190H84L83 188H82ZM196 190V189H195ZM203 190V189H202ZM11 191H12V189H11ZM77 191H80V187L77 189ZM211 190H209L208 189V192H210ZM3 193H5V191L3 190L2 191ZM7 192V191H6ZM25 192V191H24ZM43 192V191H42ZM185 192H188V191H185ZM199 192H200V190H199ZM40 193H41V191H40ZM84 193V192H83ZM205 193V192H204ZM183 194V193H182ZM201 194H202V192H201ZM6 194H4V195H2V196H4V197H0V221H4V219H6L5 217H4V212H5V209H4V204H5V201H6V203H7V201L8 202H15V200L19 203V202H21L22 201V198H20V197H23L25 194L24 193H18V194H16V195H12V196H10V197H7V196H5ZM185 195V194H184ZM187 195V194H186ZM26 196H28L27 194L24 196V198L26 197ZM256 196V195H255ZM116 195H115V199H116ZM11 198H15V200L14 199H11ZM256 199H258L257 198V196H256ZM209 201L213 204V202L218 206V208L219 209H221V212H224V211H231L230 210V208H229V206L227 205V202H226V199L224 198V197H218V199L217 200H211V199H209ZM236 201V200H235ZM189 202V201H188ZM29 204L33 207L34 205H35V203L34 202H32V203H30L29 202ZM33 204V205H32ZM9 205V204H8ZM86 204H85V202H83V203H81V202H79V201H77V203H76V206L74 207V205H70V206H66V207H63L62 208V210L64 211V209H66L67 207H70L72 210L71 211H68V214H70V215H68L70 218H73V219H75V217H76V219H78V220H80V219H83V220H80V224H83V227L81 228L80 226H79V229H76V231H75V242L76 241H80V242H83V243H85L86 245H97L98 244V242L101 240V238L100 237H108L109 239H110V242L111 243H116L117 245L119 244V241L120 242H122L123 244H121L120 246H118V248H117V250H116V252H114L116 255V259L117 260H119V259H121V257H123L124 255L125 256H128V257H133V256H135V251L136 250H138V247H137V249L136 250H134V249H132V252H129L127 249H130L131 248V246L133 245V243H132V241H140L142 238H140L141 236H140V234H141V231H143V230H141L140 231V229H137V228H134V227H132V226H125V224H120L119 226H117V227H113V228H111V229H109L108 230V232L106 233L105 231H102V229L100 228V226H98L99 228H97L96 226H94L93 225V227H90V223H91V220H92V222H93V219L95 220L96 219V221H99L100 220V217L102 218V216H101V210H100V208L99 209H97L95 212H92V213H89L88 215H83V213H82V216L81 217H79V213H80V210H84V206H85ZM255 207H258L257 205H255ZM5 208H7V206H6V204H5ZM9 208V207H8ZM258 209V208H257ZM28 212H30V210L28 209ZM83 212H87V211H83ZM155 212V211H154ZM31 213V212H30ZM236 213V212H235ZM214 214V213H213ZM109 215H112V214H110L109 213ZM127 214H125V216H126ZM153 215H154V213H153ZM21 217H23V216H20V218L18 217L17 219H21ZM225 220V219H224ZM26 222H27V219L25 220ZM107 221L108 222H111V219L110 218H107ZM24 222V221H23ZM23 222H22V224H23ZM264 222V221H263ZM124 223V222H123ZM139 223V222H138ZM16 222L13 220L12 221V223H11V229H10V231H11V233H13L14 235H15V233H14V231L17 233V235L18 236H20V237H22V238H24L25 237V235H26V233L25 232H22V229L21 228H23V227H15L16 226ZM155 224V223H154ZM111 225V224H110ZM129 225H132V224H130V222H129ZM154 228V227H153ZM179 228V227H178ZM177 228V229H178ZM237 228V227H236ZM101 229V230H100ZM260 229V228H259ZM258 229V230H259ZM38 230V229H37ZM40 230V229H39ZM146 230L147 231H151L149 228H147L146 227ZM187 230V228L186 229H183V231H180V232H178V230H177V232L174 230H171V233H173L174 234V236H175V238L177 239V237L178 236H180L181 234H183V232H185ZM257 230V231H258ZM261 230V229H260ZM41 231V230H40ZM246 231V230H245ZM42 232V231H41ZM152 232V231H151ZM142 233H144V232H142ZM241 233H242V231H241ZM264 232H260V235H258L256 232H252V234H249L248 233V235L249 236H253V237H262V234H263ZM131 235H133V237H130ZM192 235H196V232H193L192 233ZM202 239V238H201ZM221 239H223V238H219L218 237V241H219V243H220V245L223 243V241H221ZM242 242V240H241V238H238V237H236V240H235V242H233V244L234 245H236V247L240 244ZM212 244H214V243H212ZM242 245H244V244H242ZM127 250V251H126ZM60 251V250H59ZM126 251V252H125ZM243 250H239V249H237V251L236 252H242ZM256 254H258V253H256ZM109 257V256H108ZM107 257V258H108ZM198 258V255L194 252V253H192V254H188L187 255V260H189V261H191L193 258ZM110 258V257H109ZM126 258V257H125ZM245 259H247V258H245ZM109 260V259H108ZM122 260V259H121ZM110 261H112V260H110ZM168 262V261H167ZM95 264V263H94ZM110 264V263H109Z\"/></svg>","mask_w":264,"mask_h":264},{"label":"water","instance_id":"95a60500","mask_svg":"<svg viewBox=\"0 0 264 264\" xmlns=\"http://www.w3.org/2000/svg\"><path fill=\"white\" fill-rule=\"evenodd\" d=\"M260 116H261L262 118H264V113L261 114ZM245 117H246V116H245ZM247 117L250 118V119L254 118V117H251V116H248V115H247ZM242 139H244V138H242ZM242 139H240V140H242ZM240 140L237 142V149H238V144H239ZM238 156H239V158H240V153H239V152H238Z\"/></svg>","mask_w":264,"mask_h":264},{"label":"flooded vegetation","instance_id":"af4514ba","mask_svg":"<svg viewBox=\"0 0 264 264\" xmlns=\"http://www.w3.org/2000/svg\"><path fill=\"white\" fill-rule=\"evenodd\" d=\"M239 140H240V139H239ZM239 140H238V141H239Z\"/></svg>","mask_w":264,"mask_h":264}]
</instances>
